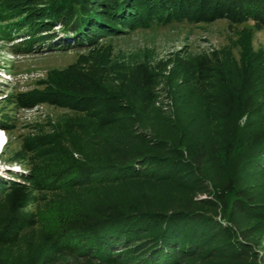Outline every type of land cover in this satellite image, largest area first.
Returning a JSON list of instances; mask_svg holds the SVG:
<instances>
[{"label":"rangeland","instance_id":"obj_1","mask_svg":"<svg viewBox=\"0 0 264 264\" xmlns=\"http://www.w3.org/2000/svg\"><path fill=\"white\" fill-rule=\"evenodd\" d=\"M239 15L173 21L104 36L94 45L55 43L51 49L30 53L12 47L22 34L11 40L0 35V138L5 141L0 146V234L7 236L6 243L0 242V264L39 263L54 248L51 234L57 223L83 217L102 199L120 201L135 192L145 197H194L181 189L177 167L170 180L57 184L54 177L61 165L94 163L103 154L99 120L120 123L127 134L134 128L156 137L157 129L167 134L165 139L183 141L170 144L168 153L159 151L161 164L170 162L167 170L184 164L187 145H220L235 138L231 168L242 184L251 185L264 199V175L245 167V150L264 139V109L257 106L264 100V26ZM97 51L112 63L121 62L125 70L123 83L110 74L106 85L122 86L140 100L138 79H144L150 106H119L122 102L113 95H103L99 104L87 103L82 94L66 91ZM75 170L65 175L71 178L80 172L81 181L91 175L88 167ZM19 219L25 222L18 225Z\"/></svg>","mask_w":264,"mask_h":264},{"label":"trees","instance_id":"obj_2","mask_svg":"<svg viewBox=\"0 0 264 264\" xmlns=\"http://www.w3.org/2000/svg\"><path fill=\"white\" fill-rule=\"evenodd\" d=\"M35 1L0 0V35L11 40L22 34L12 46L16 52H40L55 43L94 45L104 36L130 29L181 20H209L231 12L244 14L241 18H248L257 27L264 26V0H45L34 4ZM52 27H57L63 37ZM88 64L85 71L76 74L80 80L69 81V94H82L87 103L99 104L97 99L103 95H113L122 102L119 106H150L144 79H138L142 84L140 100L122 86L106 85L104 80L110 74L123 83L126 75L121 62L112 63L108 55L97 51ZM257 106L263 110L264 100ZM99 122L103 154L94 163L71 161L61 165L60 173L54 177L57 184L72 187L124 179L170 180L171 170L177 167L183 192L205 197H145L135 192L119 202L102 199L99 207L83 217L59 221L51 234L54 248L37 264H264V199L251 190V185L242 184L231 168L235 138L221 141V148L219 141L214 145L211 141L208 146L207 141L187 145L184 164H172L167 170L170 162L162 165L159 151L168 153L170 144L183 145V141L165 139L167 134L157 129L153 134L156 137H151L134 128L124 133L120 123L114 126ZM245 152V167L264 175V139ZM156 163L160 165L154 166ZM86 167L91 169V175L81 181L82 175L76 170ZM209 168H214L212 175ZM72 169L77 173L68 178L65 172ZM19 221L18 225L25 222ZM6 237L0 234V242Z\"/></svg>","mask_w":264,"mask_h":264},{"label":"bare ground","instance_id":"obj_3","mask_svg":"<svg viewBox=\"0 0 264 264\" xmlns=\"http://www.w3.org/2000/svg\"><path fill=\"white\" fill-rule=\"evenodd\" d=\"M1 144H2V138H0V146H1Z\"/></svg>","mask_w":264,"mask_h":264},{"label":"clouds","instance_id":"obj_4","mask_svg":"<svg viewBox=\"0 0 264 264\" xmlns=\"http://www.w3.org/2000/svg\"><path fill=\"white\" fill-rule=\"evenodd\" d=\"M4 143H5V142H4ZM4 143H3V144H4Z\"/></svg>","mask_w":264,"mask_h":264}]
</instances>
